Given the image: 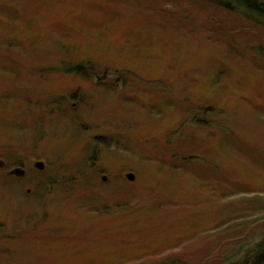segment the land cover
Listing matches in <instances>:
<instances>
[{"label":"rangeland","instance_id":"374dc122","mask_svg":"<svg viewBox=\"0 0 264 264\" xmlns=\"http://www.w3.org/2000/svg\"><path fill=\"white\" fill-rule=\"evenodd\" d=\"M234 13L0 0V264H235L264 235V29Z\"/></svg>","mask_w":264,"mask_h":264},{"label":"trees","instance_id":"16d2710c","mask_svg":"<svg viewBox=\"0 0 264 264\" xmlns=\"http://www.w3.org/2000/svg\"><path fill=\"white\" fill-rule=\"evenodd\" d=\"M197 2H201L204 4H211L215 7L223 9L231 14L235 12L236 18H240L242 22H248L252 25L256 24L264 29V0H195ZM36 41V40H35ZM32 42L33 46H38L36 42ZM258 48L257 52L259 55H264V46ZM22 48V47H21ZM25 49V46H23ZM20 55V54H19ZM82 68L80 65L79 67L72 68L73 71H78ZM192 112V111H191ZM189 119L193 122H201L199 115L189 114L187 117V121L185 124L189 123ZM191 124V123H190ZM207 124V122L205 123ZM178 144H175L176 147ZM180 155H175L173 164L171 165V170L178 172V174L185 175L186 166L191 162V160L187 159L186 157H179ZM186 162V166H185ZM210 168L208 166H202L203 172L200 174L197 170L189 171L193 174L194 177L205 175L208 171L207 169ZM183 169V170H182ZM206 170V171H205ZM188 171V170H187ZM200 174V175H199ZM204 186L202 185L201 189H205L208 187L209 181L208 179L203 182ZM262 217V216H261ZM263 218H260V222L263 221ZM215 231V230H214ZM257 233V231H256ZM255 232H251L248 229V232H243L240 234L233 235L229 237L225 242L230 243V245L234 248L233 255L229 258H237V262L235 264H264V235L261 238H258ZM224 242V246H225ZM226 247V246H225ZM227 258V259H229ZM171 264H174L172 262Z\"/></svg>","mask_w":264,"mask_h":264},{"label":"water","instance_id":"95a60500","mask_svg":"<svg viewBox=\"0 0 264 264\" xmlns=\"http://www.w3.org/2000/svg\"><path fill=\"white\" fill-rule=\"evenodd\" d=\"M35 168L38 169L39 171H43L45 169V165H44L43 162H38V163L35 164ZM11 175L22 177V176L25 175V170H23V169H14L11 172ZM127 178L130 181H135V176L133 174H128ZM104 180H106V179H104Z\"/></svg>","mask_w":264,"mask_h":264},{"label":"flooded vegetation","instance_id":"af4514ba","mask_svg":"<svg viewBox=\"0 0 264 264\" xmlns=\"http://www.w3.org/2000/svg\"><path fill=\"white\" fill-rule=\"evenodd\" d=\"M0 166H2V164H0ZM25 174H26V170H25ZM10 175H11V172H10Z\"/></svg>","mask_w":264,"mask_h":264}]
</instances>
